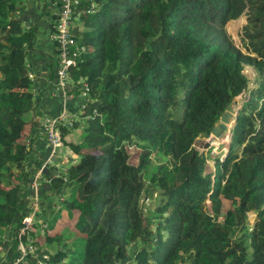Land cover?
<instances>
[{
  "label": "trees",
  "instance_id": "obj_1",
  "mask_svg": "<svg viewBox=\"0 0 264 264\" xmlns=\"http://www.w3.org/2000/svg\"><path fill=\"white\" fill-rule=\"evenodd\" d=\"M26 1L0 0V264L28 238L53 248L48 264H264V0H81L73 34L84 52L68 70L79 94L80 79L90 87L81 142L68 144L80 159L42 175L35 226L19 238L44 161L26 135L28 58L40 18L51 35L48 8L61 7L37 0L29 22ZM243 14L245 53L225 29ZM48 64L52 82L58 62ZM245 92L226 157L207 174L193 145ZM73 128L59 127L62 142Z\"/></svg>",
  "mask_w": 264,
  "mask_h": 264
},
{
  "label": "crops",
  "instance_id": "obj_2",
  "mask_svg": "<svg viewBox=\"0 0 264 264\" xmlns=\"http://www.w3.org/2000/svg\"><path fill=\"white\" fill-rule=\"evenodd\" d=\"M28 5V12H26L25 18L28 19V21H31L36 17L37 14H35L36 10H34L37 6V0H27ZM34 6V7H33ZM35 14V15H34ZM46 25V27L44 26ZM49 25L45 24V22H41V25L39 27V42L37 43V52L32 53L28 58V66L31 71V80L33 81V90L35 92L34 100H33V109L31 110L28 121L34 122L35 125H32L30 127L29 131L27 132V136L30 137V140L32 141V148L34 149L33 154L35 157H39L43 159V166L47 165L45 164L46 161L50 160V163L47 165L48 170L52 172L49 169L50 164H54L57 162L58 158L62 154L68 155V151L65 150L67 148L69 151L68 144H77L72 143L68 140H66V137L70 135L71 131L67 133V135L64 138V141L66 145H63L62 142V149L60 151L53 150L48 143L45 134L43 133V127H42V120L45 118H56L59 115H61L63 112L68 114L71 119H79L81 116V109H82V97L77 90L71 86V84L65 89L60 90L57 87H55V83L57 82V76L55 72L53 71V81L50 82L49 78V61L50 56H54L56 59V55L54 52L56 51L53 48V45L51 44L49 40V34L46 32V28H48ZM57 61V60H56ZM54 68V66H53ZM51 69V68H50ZM30 126V125H29ZM69 127V126H67ZM74 132V131H73ZM57 151V152H56ZM60 155V156H59ZM45 156V158H43ZM73 156V153H72ZM70 160V164L77 163L79 159L74 157H68ZM69 164V165H70ZM69 165L66 166L65 168ZM34 168V163L32 161L31 163V169ZM65 169V170H66ZM55 175L56 178H59L57 176L59 172L58 169H55L54 172H52ZM47 189V188H46ZM39 190L32 192L30 195V201H34L36 198L37 200H40L39 197ZM50 197V194H49ZM30 202V204H31ZM46 202V201H45ZM5 251L2 250L1 257H5Z\"/></svg>",
  "mask_w": 264,
  "mask_h": 264
},
{
  "label": "built area",
  "instance_id": "obj_3",
  "mask_svg": "<svg viewBox=\"0 0 264 264\" xmlns=\"http://www.w3.org/2000/svg\"><path fill=\"white\" fill-rule=\"evenodd\" d=\"M81 0H61V7L56 13V19L54 20V32L49 36L51 44L56 45V60L58 62L56 76L58 79L57 88L65 90L70 84V78L68 76L69 68L75 67L80 55L84 52V47L79 45L73 31L70 29V24L73 20H76L79 16V9L81 7ZM93 5L86 12H92ZM82 85H77L81 94V97L86 100L90 87L85 80L80 79ZM65 112L56 118H45L42 120V127L47 138L48 143L53 150H57L62 147L61 135L59 132L60 124L65 121ZM67 126V125H63ZM42 178V170L35 174L33 182L30 184V188L33 191H37L39 182ZM39 200L37 198L30 204V213L22 220V226L19 230V238L28 234L35 226V214L38 213ZM38 223H36L37 225ZM31 238L27 239V243L20 241L18 245V256L13 264H48L49 252L46 250L41 251L33 245Z\"/></svg>",
  "mask_w": 264,
  "mask_h": 264
},
{
  "label": "rangeland",
  "instance_id": "obj_4",
  "mask_svg": "<svg viewBox=\"0 0 264 264\" xmlns=\"http://www.w3.org/2000/svg\"><path fill=\"white\" fill-rule=\"evenodd\" d=\"M41 10H42V8H41ZM48 12L52 16L51 22L54 23L53 20H55V19H53V17L54 18L56 17V15H57L56 13L57 12H55L54 8H50V7L48 8ZM34 20H35V18L32 19L31 21L33 22ZM31 21H29V22H31ZM40 21L41 22H45V24L49 25V20L45 19V17L44 18H40ZM245 24H246V16L243 14L238 19L229 21L226 24V26H225L226 32L230 36V38L233 41L235 47L240 49L243 53H245V50H244V47H243V43H242L241 37H242L243 27L245 26ZM44 26L46 27V25H44ZM75 27H77V22H76V20H73L71 22V24H70V29L73 31V29H75ZM243 73L246 75V77L249 80L248 89L252 90L253 87L255 86L253 80H254V78L256 76V73H255L254 69L252 67L246 66L244 68V70H243ZM69 84H71V86L74 87L73 82L70 81ZM77 85H82V82L78 81ZM247 95H248V93L245 92V93H242L240 96H238L236 99H234L233 104H232V108L234 110H237L238 108H240L243 100L247 97ZM82 113H83V109H81L80 115H82ZM65 117H66V119H65L64 123L60 124V126L67 125V126L72 127V128L74 127L72 129V131L70 132L71 134L66 137V140H68V141H70L72 143H76L77 142V144H79L81 142V127L83 126V120L81 119V116L79 117V119H76L75 121H74V119H71L70 116L68 114H66V113H65ZM231 123H230V126H229L230 130L227 131V132H222L219 138H215L213 136H209L208 138H198V140L195 141V143L193 145V147L197 151L208 154V158H207L208 160H207L206 168H205V173H207V174L214 173V170H215V167H216V161L217 160H221L222 161L226 157V154H227L228 149H229V144H230V137H231L230 131H231L232 126H233V123L232 124ZM41 125H43V124H41ZM68 147H69V145H68ZM61 149L62 148L60 147L58 149V151H60ZM69 149H70V147H69ZM65 150L68 151V155L67 156H66V154H62L61 156L59 155L60 157L58 158L57 162L54 163L53 165L52 164L49 165V169L52 172H54L55 169L59 170L60 173L57 174L58 177H60V174L65 171V169H66L65 167L66 166H64V165H69L70 164V160H69L68 157H71V158L74 157V158L80 159V157L75 155L72 150L69 151L67 148H65ZM72 153H73V156H72ZM49 163H50V160L46 161L45 164L48 165ZM47 168H48V166H47ZM42 180H45V179L43 178ZM70 187H71L70 185L67 186V190L65 192L66 195H68L70 193L68 191L69 189H71ZM50 200L53 201V198H51V196L47 197L45 199L46 202H48ZM58 204L59 203H57V202L55 203L54 202V208ZM206 205H207V209L210 211V203L207 202ZM228 205H229V203H228ZM57 212L54 214V216L58 215ZM247 218H248V224L251 225L253 223V221H254L255 216L252 213H249ZM58 229H59V232L62 234L63 238L67 237L68 232L64 231L62 226H58ZM42 238H44V237L42 236ZM5 244H6V241H5ZM39 249L41 251L46 250V251L49 252L53 248L46 247V246H44L42 244Z\"/></svg>",
  "mask_w": 264,
  "mask_h": 264
},
{
  "label": "water",
  "instance_id": "obj_5",
  "mask_svg": "<svg viewBox=\"0 0 264 264\" xmlns=\"http://www.w3.org/2000/svg\"><path fill=\"white\" fill-rule=\"evenodd\" d=\"M50 5V3H49ZM49 14L46 13L45 17H48ZM52 26L49 24L48 28H51ZM239 110V108L237 110H234L231 106H227L225 108V112L221 115V117L219 118V121L215 124V126L213 127V129L211 130L210 136H213L215 138H219L222 132H227L230 130L229 126L230 123L232 122L234 124V118L237 115V111ZM231 123V124H232ZM198 140V138L196 139V141ZM42 174L45 176H49V170L47 168V165H44L42 168ZM40 186H38L37 189H39ZM247 224H248V220H246ZM8 238V233L5 234V240Z\"/></svg>",
  "mask_w": 264,
  "mask_h": 264
},
{
  "label": "flooded vegetation",
  "instance_id": "obj_6",
  "mask_svg": "<svg viewBox=\"0 0 264 264\" xmlns=\"http://www.w3.org/2000/svg\"><path fill=\"white\" fill-rule=\"evenodd\" d=\"M46 19H48V17H46Z\"/></svg>",
  "mask_w": 264,
  "mask_h": 264
},
{
  "label": "clouds",
  "instance_id": "obj_7",
  "mask_svg": "<svg viewBox=\"0 0 264 264\" xmlns=\"http://www.w3.org/2000/svg\"><path fill=\"white\" fill-rule=\"evenodd\" d=\"M240 96V95H239ZM233 104V103H232Z\"/></svg>",
  "mask_w": 264,
  "mask_h": 264
},
{
  "label": "bare ground",
  "instance_id": "obj_8",
  "mask_svg": "<svg viewBox=\"0 0 264 264\" xmlns=\"http://www.w3.org/2000/svg\"><path fill=\"white\" fill-rule=\"evenodd\" d=\"M228 139V138H227Z\"/></svg>",
  "mask_w": 264,
  "mask_h": 264
}]
</instances>
